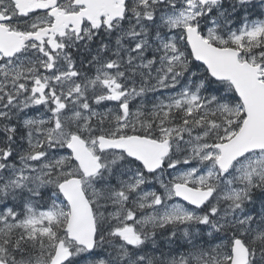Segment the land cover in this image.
I'll return each instance as SVG.
<instances>
[{"label":"snow or ice","instance_id":"obj_1","mask_svg":"<svg viewBox=\"0 0 264 264\" xmlns=\"http://www.w3.org/2000/svg\"><path fill=\"white\" fill-rule=\"evenodd\" d=\"M0 264H264V0H0Z\"/></svg>","mask_w":264,"mask_h":264}]
</instances>
